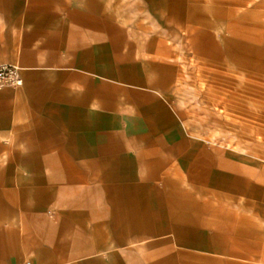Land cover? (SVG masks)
I'll list each match as a JSON object with an SVG mask.
<instances>
[{
    "label": "crops",
    "instance_id": "crops-1",
    "mask_svg": "<svg viewBox=\"0 0 264 264\" xmlns=\"http://www.w3.org/2000/svg\"><path fill=\"white\" fill-rule=\"evenodd\" d=\"M183 5L0 0V64L23 81L0 90V264H264V168L174 106L157 33Z\"/></svg>",
    "mask_w": 264,
    "mask_h": 264
},
{
    "label": "rangeland",
    "instance_id": "rangeland-1",
    "mask_svg": "<svg viewBox=\"0 0 264 264\" xmlns=\"http://www.w3.org/2000/svg\"><path fill=\"white\" fill-rule=\"evenodd\" d=\"M181 13L174 31L157 34L174 62L172 99L186 131L263 169L264 128L243 127L232 108L264 116V0H184Z\"/></svg>",
    "mask_w": 264,
    "mask_h": 264
},
{
    "label": "built area",
    "instance_id": "built-area-1",
    "mask_svg": "<svg viewBox=\"0 0 264 264\" xmlns=\"http://www.w3.org/2000/svg\"><path fill=\"white\" fill-rule=\"evenodd\" d=\"M20 69L16 65L0 64V90L7 87L22 86ZM18 264H33L30 260H23Z\"/></svg>",
    "mask_w": 264,
    "mask_h": 264
}]
</instances>
